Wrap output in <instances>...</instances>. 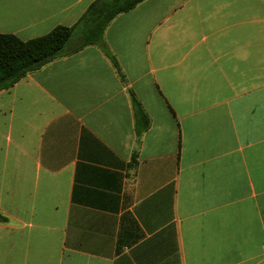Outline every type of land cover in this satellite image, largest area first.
Listing matches in <instances>:
<instances>
[{
    "label": "crops",
    "instance_id": "0c3cea01",
    "mask_svg": "<svg viewBox=\"0 0 264 264\" xmlns=\"http://www.w3.org/2000/svg\"><path fill=\"white\" fill-rule=\"evenodd\" d=\"M94 1L0 0V34ZM105 42L124 80L87 46L0 92V264H264V0H145Z\"/></svg>",
    "mask_w": 264,
    "mask_h": 264
},
{
    "label": "trees",
    "instance_id": "16d2710c",
    "mask_svg": "<svg viewBox=\"0 0 264 264\" xmlns=\"http://www.w3.org/2000/svg\"><path fill=\"white\" fill-rule=\"evenodd\" d=\"M145 0H95L73 26H57L49 34L23 41L12 34H0V92L10 89L28 74L50 62L75 54L87 46L99 47L125 79L116 57L110 52L105 33L111 22ZM76 43V44H75ZM138 144L151 120L138 98L131 93ZM137 152L133 156L136 161Z\"/></svg>",
    "mask_w": 264,
    "mask_h": 264
}]
</instances>
